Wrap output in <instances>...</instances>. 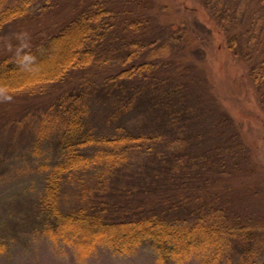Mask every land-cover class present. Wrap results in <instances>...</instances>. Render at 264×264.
Instances as JSON below:
<instances>
[{"label":"trees","instance_id":"obj_1","mask_svg":"<svg viewBox=\"0 0 264 264\" xmlns=\"http://www.w3.org/2000/svg\"><path fill=\"white\" fill-rule=\"evenodd\" d=\"M151 4L79 0L69 8L65 0H0V98L14 103L23 94L54 96L38 127L42 135H56L55 160L44 174L34 214L42 231L69 234L86 254L104 247L130 255L145 247L155 264H231L234 254L232 264H264L254 241L264 232V216L237 206L232 183L223 177L241 167L232 158L238 154L245 161L247 148L231 117L206 105L215 99L204 90L195 94L204 71L196 63L202 48L194 42L210 30L196 20L181 21L176 29L157 25ZM205 4L228 34L233 54L242 44L252 57L243 36L255 39L254 30L242 26L230 34L226 28L239 26L233 0ZM46 14L58 20L25 33L31 22L44 23ZM19 22L27 30H18L6 46L2 33ZM115 65L119 69L112 72ZM256 70L254 65L250 76L264 83V73ZM102 87L119 91L117 99L125 104L120 113L141 101L153 120L138 130L94 132L85 95ZM206 117L218 118L225 140L217 143L218 135L203 129ZM78 174L89 180L78 179L79 205L65 211L62 189L77 183L72 178Z\"/></svg>","mask_w":264,"mask_h":264},{"label":"rangeland","instance_id":"obj_2","mask_svg":"<svg viewBox=\"0 0 264 264\" xmlns=\"http://www.w3.org/2000/svg\"><path fill=\"white\" fill-rule=\"evenodd\" d=\"M65 1L70 5L69 8H73L79 0ZM206 1L152 0L149 13L160 26L176 29L181 21L190 25L196 20L210 30L206 35L198 34L194 42L202 48V61L197 59L196 63L204 71V85L195 94L199 95L204 90L207 99H215L209 100L206 105H217L237 125L247 148V158L243 161L238 154H234L232 159L239 161L241 167L223 177L232 183L237 206H242L243 211L264 216V83L258 84L257 77L250 76L254 74V65H257L255 72L264 73V64H260L264 60V0H233L235 4L232 5L239 7V26L231 23L226 26L230 34L237 33L242 26L254 30L255 39L243 36L244 43L251 46L252 57L247 54L248 47L243 48L242 44L236 46L237 54H233L229 48L231 42L228 34L210 16ZM54 20L58 19H51L47 15L44 23L31 22L28 24L31 31L27 30L24 22H19L2 33L3 44H12L18 30L20 33H24V29L27 30L25 33H33ZM118 69L115 65L111 71ZM118 92L113 87L86 92L87 100L84 102L88 109L87 123L94 132L117 133L119 126L123 130H138L142 123L153 120V115L146 111V104L141 101L137 108L126 114L120 113L125 104L117 99ZM8 98H0V264H155V254L149 248H140L130 255H116L99 247L86 254L69 234L54 237L42 231L45 229L34 210L43 192L44 174L55 160L56 135L51 132V135H42L38 126L39 115L51 104L54 96L50 93L23 94L16 97L14 103H8ZM217 119L206 117L202 127L210 129L213 137L218 135L219 143L225 138H222L219 130L221 125ZM88 176L78 174L72 178L77 183L67 182L64 185L60 197L62 209L67 211L79 205L77 186L81 181L78 182V179L88 181ZM259 233L254 241L260 243L261 247L256 252L261 253L257 257L261 262L264 261V232ZM237 260L234 254L231 264L237 263ZM186 264L198 263L190 261Z\"/></svg>","mask_w":264,"mask_h":264}]
</instances>
